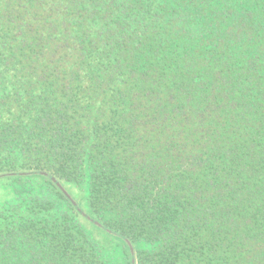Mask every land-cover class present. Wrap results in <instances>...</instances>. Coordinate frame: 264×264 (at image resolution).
Masks as SVG:
<instances>
[{
    "label": "trees",
    "instance_id": "trees-1",
    "mask_svg": "<svg viewBox=\"0 0 264 264\" xmlns=\"http://www.w3.org/2000/svg\"><path fill=\"white\" fill-rule=\"evenodd\" d=\"M0 264H264V0H0Z\"/></svg>",
    "mask_w": 264,
    "mask_h": 264
},
{
    "label": "rangeland",
    "instance_id": "rangeland-1",
    "mask_svg": "<svg viewBox=\"0 0 264 264\" xmlns=\"http://www.w3.org/2000/svg\"><path fill=\"white\" fill-rule=\"evenodd\" d=\"M12 198V192L9 189V186L3 181L0 180V205L4 204Z\"/></svg>",
    "mask_w": 264,
    "mask_h": 264
}]
</instances>
